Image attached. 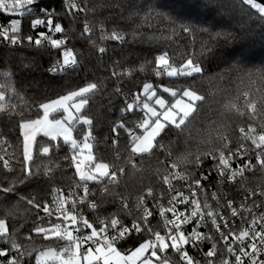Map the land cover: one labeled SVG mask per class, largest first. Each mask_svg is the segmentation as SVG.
Wrapping results in <instances>:
<instances>
[{
	"label": "snow or ice",
	"instance_id": "obj_1",
	"mask_svg": "<svg viewBox=\"0 0 264 264\" xmlns=\"http://www.w3.org/2000/svg\"><path fill=\"white\" fill-rule=\"evenodd\" d=\"M63 3L65 15L74 20L83 18L81 37L91 48V55L103 59L108 55L104 42L114 41L120 45L127 42L126 36L129 34L121 30L122 26L113 21L109 29L108 17L95 15L98 8H115L118 5L111 2L89 4V0H63ZM192 3L194 7L205 11L227 13L229 19H235V14L239 12L251 20L254 15L251 10H254L258 14L255 19L260 22L261 39L264 40V2L192 0ZM55 11L39 7V0H0V12L12 13L21 18L33 16L29 22L30 29L42 26L48 30L39 31L35 37L24 35L22 20L12 19L10 24L0 26L3 55L10 57L15 52V48L8 47L9 44L15 46L27 40L39 50L47 41L48 46L57 50L59 56L47 71L76 72L81 67V60L74 48L67 46L68 37L64 35L62 22L54 19ZM149 13H154L173 26L178 23L177 18L169 13L151 8ZM179 27L184 33L194 30V26L183 22L179 23ZM49 33L61 34V38H54ZM97 33L98 40H95L93 37ZM136 35V32L131 33L133 39ZM243 35L250 37L255 33L246 31ZM109 59L112 60V57ZM245 60L241 56L231 64L229 71L242 74V79L246 77L252 83H255L254 77L264 82V65L255 71L245 69L242 63ZM151 65H154L151 74L170 78L168 86L154 87L152 83L145 82L137 92L129 91L125 95L122 84L113 85V94L118 98L123 97V107L119 109L121 114L129 113L137 119L129 125L121 115L111 131L117 133L123 129L127 133L129 150L126 161L132 167H136L133 156L158 154V163L163 167L155 170V176L163 188L149 186L132 196L133 214L128 194L115 191L118 173L123 174V167H119L116 162L109 163L97 158L92 153L90 141L93 139L94 121L86 113L91 104L90 98L101 91L99 81L69 89L66 94L58 95L55 99L47 98V102L38 103L42 115L36 119L25 118L23 113L20 114L18 127L23 137L20 174L17 179L8 180L5 177L6 183L0 181V195L10 199V194L17 192V183L36 179L50 185L51 200L41 201L35 196L18 197L17 204L26 203L36 210L32 225L22 237L18 228L7 223V218L15 220L16 214L5 210V218H0V264H32L33 255L35 264H264V211L257 214L254 210L264 208V203L258 202L264 200V185H257L253 189L245 187L244 183L247 180L245 171L253 172L258 166L264 174V91L258 94L245 91L242 101L239 95L223 99L220 115L247 116L249 123L246 127L239 124L233 126L230 119L209 121L203 128H196L193 138L192 129L199 122L202 106L207 103V99L193 86H183L177 82L203 78V65L191 58L176 64L167 51L158 52L153 59L145 58L138 65V70L145 73ZM23 67L30 70L31 65ZM107 67L111 69L110 77L116 80L137 71L136 67L124 68L119 60H113ZM117 69L122 71L118 72ZM0 75L5 79V83H0V111H4L8 107L4 103L6 94L14 93L15 89L10 83V71ZM158 88H162L160 94ZM162 93H167L170 99H166ZM12 108L15 109V105ZM57 113H62L60 118L55 117ZM258 115L262 117L259 127L254 123ZM77 126L84 129L79 140L73 136ZM41 132L48 138L43 144L37 141V134ZM58 139L69 146L71 157L65 155L63 159L75 169L77 178L66 194L60 187L54 186L59 166L51 164V160L49 163L36 164L37 156L49 157L50 150H59V145L51 143ZM116 142L112 141L113 144ZM34 146L37 155H34ZM119 159L117 156L116 161ZM234 160H240V163L233 166ZM0 161L5 172L13 170L9 160L0 156ZM209 161V173L206 175L203 167ZM212 172L217 175L218 185L225 181L239 184L243 191L238 205L234 199L224 197L222 191H212L209 195V189L202 181L208 180ZM238 177L243 179L238 181ZM174 182L183 183L177 188ZM185 190L188 194H185ZM97 191L101 194L99 200L95 198ZM162 199H166V204L161 202ZM149 200L153 201L151 206L147 203ZM105 203L115 204L117 211L107 215L98 214ZM179 206H183L184 210ZM150 208L158 210L159 220L155 223ZM85 209L96 215L95 220L85 215ZM119 213L131 216L130 223L121 219ZM168 213H171V217ZM20 215L23 216V213ZM185 225L190 226L191 230ZM202 227L208 231H199ZM32 233L50 243L37 245L36 236ZM52 238H55V246L51 243ZM132 239L136 242L132 247L125 248L124 245ZM205 242L210 246L204 251L203 261L189 254V247L200 251Z\"/></svg>",
	"mask_w": 264,
	"mask_h": 264
},
{
	"label": "trees",
	"instance_id": "obj_2",
	"mask_svg": "<svg viewBox=\"0 0 264 264\" xmlns=\"http://www.w3.org/2000/svg\"><path fill=\"white\" fill-rule=\"evenodd\" d=\"M93 2H102L118 5L115 8H98L95 15L101 18L108 17L109 29L112 22L122 26L121 30L128 33L126 43L120 45L118 42L107 41L104 46L108 49V55L103 59L96 55H91V48L86 41L81 37V29L83 18L72 19L65 15V7L63 0H39V7H46L49 10L55 9L54 18L59 19L65 29L64 35L68 37V47L74 48L78 59L81 60V67L76 72H60L49 73L47 71L51 65L59 59L58 52L48 46L43 45L39 50L34 44H29L24 40L22 44L15 46L8 45L9 48H15V52L10 57L3 55V45L0 44V73L10 71L11 86L15 89L14 93L6 94L5 104L7 109L0 111V146L7 145L9 147L10 161L13 167L11 172H5L0 165V181L6 183L5 177L8 180L17 179L20 174L22 160V141L18 127L20 114L23 113L25 118L36 119L42 114V110L38 109V103L46 102L47 98L54 99L58 95L65 94L67 90L74 89L78 86H83L90 81H99L101 91L91 97V104L87 110L94 121L92 129L93 139L92 153L95 157L101 158L106 162H116L119 167H123V174L118 173V184L115 186V191L122 194H128L129 206L135 213L132 196L141 193L145 188L151 186L154 189H162L163 186L156 180L155 170L162 168L158 163V154H145L143 156H133L132 161L136 167H132L127 163L128 156V139L127 133L123 129H119L117 133L111 131L112 126L123 115L127 123L132 124L137 117L124 113L121 114L119 109L123 107L121 101L123 97H117L114 93L113 85L122 84L125 95L131 92H137L145 82H152L154 87L163 85L168 86V77H156L151 74V65L148 71L141 73L138 70V65L145 58L153 59L158 52L167 51L169 57L176 64L183 60L191 58L201 63L204 67L203 78H198L196 81L181 80L177 82L183 86H193L199 93L205 95L207 103L202 106L199 122L192 129V136H196V128H203L209 121H219L221 119H230L233 126H247L249 123L247 116L239 117L235 114L224 117L220 115L221 103L226 96H240L243 100V92L259 93L264 91V82L255 79V83L250 82L246 77L241 78L242 74L229 71L232 63L239 60L241 56L246 58L242 61L245 69H255L264 65V40L261 39L262 28L260 22L255 19L254 10H251L253 18L248 19L247 15L237 12L235 19H229L227 13L216 11H205L193 6L192 0H89V4ZM155 9L158 12L169 13L177 18V25L173 26L168 21L150 14L149 9ZM247 11V9H246ZM33 16H25L22 20V32L24 35H36L40 29H30L29 22ZM91 16L89 19L91 20ZM10 20V17L0 12V26H3ZM183 22L194 26V30L189 33H184L179 23ZM251 31L254 36L246 37L244 32ZM132 32H136L135 39L131 36ZM221 33V35H217ZM93 39L98 40V33ZM112 57V60L109 59ZM113 60H119L124 68L136 67L130 76H124L120 80L110 77L111 69L107 66ZM24 65H31L30 70H25ZM122 71V69H117ZM0 83H5V79L0 75ZM162 92V88H158V93ZM167 99V93H162ZM15 105V109L12 108ZM56 118L61 116V113L54 114ZM262 119L260 115L254 122L259 127V122ZM84 129H74L73 135L78 140L82 138ZM183 139V138H182ZM113 140L117 142L112 143ZM37 141L41 144L48 141V138L42 135L37 136ZM192 141H190L191 143ZM53 145H59L58 151L50 150L49 157L40 158L37 156L36 164L44 163L57 164L59 170L56 173V183L54 186L60 187L61 190L68 191L73 186L75 177V169L71 167L69 161L63 159L65 155L71 157L69 146L60 140L52 141ZM235 145V141L233 142ZM34 155H37V149L34 146ZM119 156V161L116 157ZM49 164V166H51ZM210 167V161L206 162L203 171ZM43 169L41 168V172ZM256 171L251 180L245 187H253L261 180H264L257 166ZM198 173V172H197ZM16 194L12 198L5 199L4 195H0V218H5V210L8 209L16 214V219L7 218V223L10 226H15L19 230L22 237L27 234V229L33 223L35 209H31L26 203L17 204L19 196L25 198L37 197L39 200L50 199V185L40 182L36 179L25 181L23 184L17 183ZM91 187V186H90ZM100 186H97L99 188ZM109 188H112L109 185ZM83 195L82 192H80ZM159 195V192L157 193ZM97 200L101 198V194L97 191L95 197ZM110 200L111 197H108ZM164 200V199H162ZM161 200V202H162ZM149 206L153 201H147ZM28 209V211H25ZM155 219L158 210L151 209ZM117 207L112 203H105L99 209L98 214L107 215L110 212H116ZM23 213V216L20 214ZM43 215V213H40ZM85 215L91 220H95L96 215L91 210L85 209ZM121 219L126 223H130L131 216L124 213H119ZM36 236L35 233H32ZM135 239L129 240L124 245L125 248H130L135 243ZM35 243L37 245L49 244V241H44L42 237L36 236ZM51 243L55 245V238H52ZM191 254L194 258L203 261L204 254L202 249L197 251L191 249ZM34 264V255L31 258Z\"/></svg>",
	"mask_w": 264,
	"mask_h": 264
},
{
	"label": "built area",
	"instance_id": "obj_3",
	"mask_svg": "<svg viewBox=\"0 0 264 264\" xmlns=\"http://www.w3.org/2000/svg\"><path fill=\"white\" fill-rule=\"evenodd\" d=\"M55 19V18H54ZM10 24V20L4 24V25H8ZM3 25V26H4ZM36 29H40L38 30L36 33H38L39 31H44V32H47V28H44L42 26H37ZM50 35H53L54 38H61V34H53V33H49ZM35 37V35H34ZM44 45L45 46H48L47 44V41L44 42ZM49 47V46H48ZM56 73H60V72H56ZM9 147L7 145H1L0 146V156H3L5 159L9 160L10 164H11V161H10V154H9ZM251 155V153H249ZM240 163V160H234L233 161V166H235L236 164ZM3 162L0 161V165L2 166ZM3 167V166H2ZM210 168V167H209ZM209 168L206 169V171H204V173L207 175L209 173ZM256 171H253V172H248V171H245V177H247V180L244 181L245 185H247V183L251 180L252 176L254 175ZM198 173H196V175H198ZM243 178L241 177H238L237 180L240 181L242 180ZM217 175L215 172H212L211 175H209V178L208 180L206 181H202V184H204L206 187H208L209 189V195L212 191H217V192H221L223 193V196L226 197V198H231V199H234L236 205H238L240 203V200L242 198V189L239 187V184L236 183V182H233V183H228L227 181H225L223 184H220L218 185L217 184ZM176 183V182H174ZM183 182H180V183H176V187L177 188H180L181 185H182ZM257 185H264V180L262 179L261 182H258V184H254L253 189L256 188ZM250 187V186H249ZM64 191V190H62ZM65 194L67 193L66 191H64ZM174 194V193H173ZM185 194H188L187 191L185 190ZM255 199V198H254ZM48 200H51L48 199ZM259 203H264V200H258ZM162 203H165L166 204V199L162 200ZM214 203V202H213ZM181 210H184L183 206H179ZM255 211H257V214H259V211H264V208H261V209H254ZM158 213V212H157ZM169 217H171V213H168ZM158 218H159V215L157 214ZM229 219H231V217H229ZM237 224L240 223L239 220L236 221ZM185 228H187L189 231L191 230L190 229V226L188 225H185L184 226ZM199 231H202V232H206L208 231V229L206 228H200ZM62 243V242H61ZM55 246V245H54ZM209 243L208 242H205L201 245V249H202V253L204 254V251L207 250V248L209 247ZM191 247H189L188 251H189V254L192 256L191 254ZM219 258V257H217Z\"/></svg>",
	"mask_w": 264,
	"mask_h": 264
},
{
	"label": "rangeland",
	"instance_id": "obj_4",
	"mask_svg": "<svg viewBox=\"0 0 264 264\" xmlns=\"http://www.w3.org/2000/svg\"><path fill=\"white\" fill-rule=\"evenodd\" d=\"M5 15H7V16H9L10 17V21L12 20V19H21V17H19V16H17V15H15V14H12V13H4ZM148 83H152V82H148ZM142 88V87H141ZM66 94V93H65ZM159 94V93H158ZM62 95V94H61ZM57 98V97H56ZM166 98V97H165ZM55 99V98H54ZM167 99V98H166ZM47 102V101H46ZM42 115V114H41ZM61 115H62V113H61ZM58 118H60V117H58ZM38 135H42L43 136V133L41 132V133H39V134H37V136ZM74 136V135H73ZM83 136V135H82ZM58 140H60L61 142H63V140L62 139H58ZM91 142V141H90ZM64 143V142H63ZM54 239V238H53ZM34 264H35V262H34Z\"/></svg>",
	"mask_w": 264,
	"mask_h": 264
},
{
	"label": "water",
	"instance_id": "obj_5",
	"mask_svg": "<svg viewBox=\"0 0 264 264\" xmlns=\"http://www.w3.org/2000/svg\"><path fill=\"white\" fill-rule=\"evenodd\" d=\"M257 2H258V3H260V2H264V0H257Z\"/></svg>",
	"mask_w": 264,
	"mask_h": 264
}]
</instances>
